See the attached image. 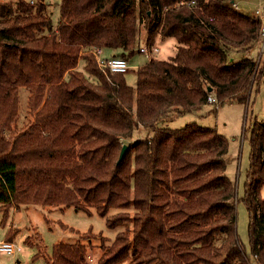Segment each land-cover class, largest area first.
Segmentation results:
<instances>
[{"label":"trees","instance_id":"trees-1","mask_svg":"<svg viewBox=\"0 0 264 264\" xmlns=\"http://www.w3.org/2000/svg\"><path fill=\"white\" fill-rule=\"evenodd\" d=\"M231 1L61 0L57 24L45 0L0 1L2 224L26 205L94 208L119 229L109 246L98 235V264H264V124L251 128L241 199L226 175L228 140L198 121L167 125L215 115L227 102L249 104L264 77L245 57L261 23ZM159 37L176 41L175 54L140 67L135 86L92 54L119 51L129 61ZM22 87L33 121L15 134ZM141 127L145 137L136 135ZM239 202L248 246L237 229ZM14 237L10 230L6 241ZM87 257L78 241L55 245L46 259L89 264Z\"/></svg>","mask_w":264,"mask_h":264},{"label":"rangeland","instance_id":"rangeland-1","mask_svg":"<svg viewBox=\"0 0 264 264\" xmlns=\"http://www.w3.org/2000/svg\"><path fill=\"white\" fill-rule=\"evenodd\" d=\"M45 2L57 24L61 0H45ZM252 2H257V0H238L242 14L253 15L258 6H253ZM176 45L173 38L159 37L155 44L158 48L155 59L167 60L174 56ZM253 53V56H257H255L256 61L264 68V40L262 54L258 50ZM107 55L109 51L106 50L105 57ZM147 62L148 59L144 54L137 53L133 57L130 61L131 68L125 74L128 85H136L137 71ZM82 65L81 62L80 67ZM28 97V90L24 87L20 88V118L12 131L15 134L26 130L33 121V115L30 114L27 106ZM194 121H198L203 126L215 128L228 140L226 175L235 186L237 199H241L244 193L246 173L250 166L251 128L255 123L264 124V77L254 83L249 104L227 102L219 106L215 115L205 118L190 115L167 125L172 128H181ZM136 135L145 137L143 129H140ZM115 212L116 210H112L111 214ZM3 218L4 214L0 212V241L6 240L7 234L12 230L15 233L12 243L20 250L14 256L0 251V264H48L46 258L51 256L55 245L75 244L78 241H83L88 246V263L98 264V258L102 253L101 245H103L98 235L103 234L108 239L105 245L109 246L119 231V229L110 230L106 225V219L102 218L94 208H90V213H87L73 207L26 205L19 209H11L5 224H2ZM237 229L241 240L248 246V212L242 202L237 205ZM89 231L93 232L92 239L90 241L82 239V236ZM119 264H128V262Z\"/></svg>","mask_w":264,"mask_h":264},{"label":"built area","instance_id":"built-area-1","mask_svg":"<svg viewBox=\"0 0 264 264\" xmlns=\"http://www.w3.org/2000/svg\"><path fill=\"white\" fill-rule=\"evenodd\" d=\"M230 5L234 11L240 12L238 0H232L230 2ZM257 6L258 7L254 12L253 19L261 23V30L257 44L253 50H258L259 53L262 54L264 40V4L263 2H260ZM253 50L245 54V57L247 59H256L252 54ZM157 52L158 48L156 46H142L140 48V53L146 55L148 62L155 59V55ZM92 54L94 55L98 66L103 70L108 69L111 73L125 75L131 68L129 62L121 56L112 55L110 57H105V49L95 48L92 50ZM208 101L209 103H214L215 98L213 96H209ZM19 250L20 248L14 245L12 242H8L6 240L0 241V251L6 253L7 255L14 256Z\"/></svg>","mask_w":264,"mask_h":264},{"label":"crops","instance_id":"crops-1","mask_svg":"<svg viewBox=\"0 0 264 264\" xmlns=\"http://www.w3.org/2000/svg\"><path fill=\"white\" fill-rule=\"evenodd\" d=\"M240 1V0H239ZM260 2H263V4H264V1L263 0H257V2H252V4H253V6H256L257 7V5L260 3ZM255 10H256V8H255ZM255 12V11H254ZM240 13L242 14V12L240 11ZM244 15H246V14H244ZM253 15H254V13H253ZM253 15L251 16V15H247V16H249V17H251V18H253ZM158 39V38H157ZM108 51V50H107ZM254 51V50H253ZM120 54V52L119 51H109V55H107V57H110V56H112V55H119ZM253 55H254V53H253ZM256 56V55H255ZM254 56V57H255ZM257 57V56H256ZM133 59V58H132ZM131 59V60H132ZM131 60H129L128 62H129V64H130V61ZM160 60V59H159ZM141 129H143L142 127H141ZM143 131H144V129H143Z\"/></svg>","mask_w":264,"mask_h":264},{"label":"water","instance_id":"water-1","mask_svg":"<svg viewBox=\"0 0 264 264\" xmlns=\"http://www.w3.org/2000/svg\"><path fill=\"white\" fill-rule=\"evenodd\" d=\"M208 92L209 93L213 92V89L209 88ZM127 150H128V146L127 145L123 146L118 163H120L123 160L124 156L126 155Z\"/></svg>","mask_w":264,"mask_h":264}]
</instances>
